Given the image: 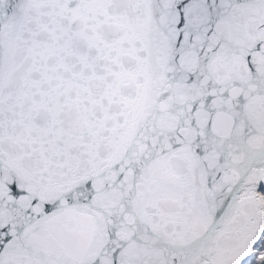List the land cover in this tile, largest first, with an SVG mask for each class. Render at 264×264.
I'll use <instances>...</instances> for the list:
<instances>
[{
    "label": "snow or ice",
    "instance_id": "6c2138e0",
    "mask_svg": "<svg viewBox=\"0 0 264 264\" xmlns=\"http://www.w3.org/2000/svg\"><path fill=\"white\" fill-rule=\"evenodd\" d=\"M0 264H264V0H0Z\"/></svg>",
    "mask_w": 264,
    "mask_h": 264
}]
</instances>
